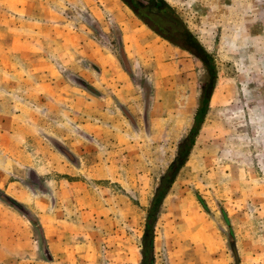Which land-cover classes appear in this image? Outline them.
Instances as JSON below:
<instances>
[{
  "label": "rangeland",
  "instance_id": "1",
  "mask_svg": "<svg viewBox=\"0 0 264 264\" xmlns=\"http://www.w3.org/2000/svg\"><path fill=\"white\" fill-rule=\"evenodd\" d=\"M126 1L0 0V52L17 54L0 61V264H140L208 78L183 29L218 79L156 264H264V0Z\"/></svg>",
  "mask_w": 264,
  "mask_h": 264
},
{
  "label": "trees",
  "instance_id": "2",
  "mask_svg": "<svg viewBox=\"0 0 264 264\" xmlns=\"http://www.w3.org/2000/svg\"><path fill=\"white\" fill-rule=\"evenodd\" d=\"M126 1V0H125ZM155 2L157 7L161 4L165 10H172V7L165 0H152ZM127 2V1H126ZM182 40L185 43L194 42V47L184 46L185 49L191 50L205 65L208 70V78L202 85L201 96L199 100L198 107L195 111L194 121L190 131L183 138L180 139L177 147V152L173 160L170 162L165 171L160 175L158 179V183L156 184L152 197L149 201L143 236L141 239V262L140 264H156L155 261V229L157 222L159 220V215L162 212V208L164 202L172 187L174 186L178 176L180 175L183 168L188 163L192 150L196 144L197 137L200 133V130L205 122L206 115L208 113L211 98L214 94V90L216 87L218 74L216 70V66L214 63V57L211 53H209L198 41L195 37L190 33L188 29H183ZM191 48V49H190ZM195 48V49H194ZM68 158L71 159L73 156L69 151H62ZM30 186H37L39 188H44L45 186L40 181L39 175L31 170L30 172ZM2 192V191H1ZM3 196L6 199L14 202V204H18L17 206L24 207L22 203L16 201L11 196L7 195L3 192Z\"/></svg>",
  "mask_w": 264,
  "mask_h": 264
},
{
  "label": "crops",
  "instance_id": "3",
  "mask_svg": "<svg viewBox=\"0 0 264 264\" xmlns=\"http://www.w3.org/2000/svg\"><path fill=\"white\" fill-rule=\"evenodd\" d=\"M16 55L17 54L16 53L14 54V52H11L10 54H8V53L4 54V50H2L0 52V61H1V64L3 65V69H4V59L13 60ZM3 72H4V70H3ZM0 80H1V78H0ZM0 84H1V86H4V79H2V82H0ZM4 98H5L4 93L1 92L0 93V105L2 107V110H4Z\"/></svg>",
  "mask_w": 264,
  "mask_h": 264
},
{
  "label": "water",
  "instance_id": "4",
  "mask_svg": "<svg viewBox=\"0 0 264 264\" xmlns=\"http://www.w3.org/2000/svg\"><path fill=\"white\" fill-rule=\"evenodd\" d=\"M121 53H122V57H123L127 71L132 74V69H131L130 63L128 62V59L126 57V54H125L123 48H121Z\"/></svg>",
  "mask_w": 264,
  "mask_h": 264
}]
</instances>
